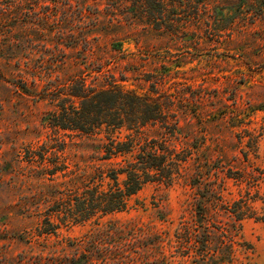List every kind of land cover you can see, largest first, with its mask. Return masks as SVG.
Masks as SVG:
<instances>
[{"label":"rangeland","instance_id":"obj_1","mask_svg":"<svg viewBox=\"0 0 264 264\" xmlns=\"http://www.w3.org/2000/svg\"><path fill=\"white\" fill-rule=\"evenodd\" d=\"M84 83L147 94L163 116L54 126ZM111 139L134 149L108 158ZM151 145L169 182L67 216ZM201 221L221 259L264 264V0H0V264H195L178 236Z\"/></svg>","mask_w":264,"mask_h":264},{"label":"trees","instance_id":"obj_2","mask_svg":"<svg viewBox=\"0 0 264 264\" xmlns=\"http://www.w3.org/2000/svg\"><path fill=\"white\" fill-rule=\"evenodd\" d=\"M162 116L160 101L150 99L147 94H139L116 85L100 90L89 89L84 83L79 93L72 94L68 102L59 104L52 114L51 123L64 129L91 133L103 127L139 128L148 121L157 120ZM111 140L108 158L116 153H128L134 149L133 145L123 147L125 145L123 141ZM163 152L152 145L148 149L143 148L125 167L114 169L107 174L112 180L108 188H105L101 181L77 196L79 208L77 211L67 208V216H71L76 222H82L95 216L101 217L122 211L126 209L129 197L135 195L146 183L169 182L172 169L167 153ZM120 175H125L122 182L119 179ZM181 230L178 237L188 244L187 254L194 258L195 264L232 263L234 259L232 256L221 259L220 255L209 247L211 231L203 221L200 224L185 222ZM130 262L129 264H139L138 257H134ZM107 263L108 260L105 261V264ZM124 263L125 261L121 262Z\"/></svg>","mask_w":264,"mask_h":264}]
</instances>
